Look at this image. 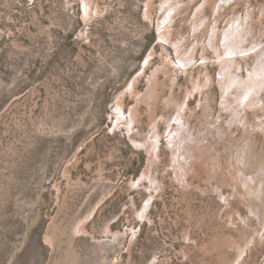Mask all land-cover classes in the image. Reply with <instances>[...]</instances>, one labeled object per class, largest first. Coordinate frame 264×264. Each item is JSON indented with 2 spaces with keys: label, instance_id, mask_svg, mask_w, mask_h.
Masks as SVG:
<instances>
[{
  "label": "rangeland",
  "instance_id": "rangeland-1",
  "mask_svg": "<svg viewBox=\"0 0 264 264\" xmlns=\"http://www.w3.org/2000/svg\"><path fill=\"white\" fill-rule=\"evenodd\" d=\"M165 1L0 0V264H264V0Z\"/></svg>",
  "mask_w": 264,
  "mask_h": 264
},
{
  "label": "bare ground",
  "instance_id": "bare-ground-1",
  "mask_svg": "<svg viewBox=\"0 0 264 264\" xmlns=\"http://www.w3.org/2000/svg\"><path fill=\"white\" fill-rule=\"evenodd\" d=\"M164 3H167V11H170V10H172L173 8H174V5H171L170 3H169V0H166ZM260 14V13H259ZM166 16L168 17L167 19H169L170 20V17L168 16V13H166ZM165 20V19H164ZM233 21V20H232ZM238 22V21H237ZM233 23V22H232ZM235 25H237V24H235ZM231 26V25H230ZM239 27V26H238ZM167 29V28H166ZM234 30H236V29H234ZM159 31V30H158ZM234 32V31H233ZM159 36L160 37H164V34L162 33V32H160V34H159ZM160 40V39H159ZM163 40V39H162ZM256 49V48H255ZM149 58H147V60H148ZM166 59H168V58H166ZM227 62V61H226ZM150 80V79H149ZM221 80H223V78L221 79ZM131 82V81H130ZM133 82V81H132ZM150 82V81H149ZM150 84V83H149ZM132 85H133V83H132ZM246 85H249V84H246ZM194 89V88H193ZM193 91V90H192ZM191 93V92H190ZM253 103V102H252ZM184 106V105H183ZM115 108H116V111H117V118H116V120H122L123 118H125V122H127V124H126V126H124L123 124V126L128 130V131H133V122H134V119H133V117H134V114H135V111L133 110V108L131 109V111L129 112V113H127V114H129V118H127V116L125 115V111H123V109H122V105H121V103H119V101L117 102V103H115ZM183 109V107H182V105H180L179 106V113H177L176 115H175V117H174V120H176V122L177 123H173V125H171L167 130H168V136H167V140L166 141H168V144H170L171 146H172V149H176L177 148V150L178 151H182V153L180 154L179 153V156L180 155H183V154H185V160H187L188 161V154H187V146H188V144H189V141L187 142V144H186V140L184 139L185 138V132L187 133V130H186V127H185V123H184V120H183V114H182V110ZM116 117V116H115ZM118 124V123H117ZM176 124V125H175ZM175 125V126H174ZM264 125V124H263ZM154 127V126H153ZM152 127V129H154ZM257 127V126H256ZM258 127H259V125H258ZM264 128V127H263ZM261 130H263L262 128H261ZM130 139H131V141L134 143V144H144L145 143V141H140V140H136V139H134L133 137H130ZM150 142H151V146H152V150L151 151H153L152 153L154 154V152H156V150H157V148H158V134H155L154 133V130H153V133L151 134V138H150ZM143 146V145H142ZM149 148V147H148ZM149 151H150V149H148ZM187 150V151H186ZM149 153V152H148ZM172 153H173V151H172ZM176 152H174V154H175ZM153 154H149L150 155V157H151V155H153ZM155 154H157V153H155ZM177 154H175V156H176ZM172 156H174V155H172ZM174 156V157H175ZM178 156V157H179ZM245 152L243 151V153H239V162H244V159H245ZM154 157H155V155H154ZM183 157V156H182ZM244 157V158H243ZM181 158V157H180ZM151 159V158H150ZM155 159V158H154ZM178 159V158H177ZM172 160V159H171ZM180 161H181V159H179ZM183 160V159H182ZM148 161H149V159H148ZM173 162H175V161H173ZM189 162V161H188ZM148 163V162H147ZM150 163H151V160H150V162H149V165H150ZM177 163H178V160H177ZM180 164V163H179ZM149 165H147V166H145V168L146 167H148ZM176 165H178V164H176ZM186 165V164H185ZM184 165V166H185ZM144 168V169H145ZM181 168V167H180ZM179 168V169H180ZM262 168V167H261ZM144 169H143V171H144ZM190 169V168H189ZM148 170H149V168H148ZM148 170H147V172H142L143 174L141 175V176H145V177H147L146 179H148L149 180V182H156V180L154 179V178H152V177H148L149 176V174H148ZM191 170V169H190ZM182 171H184L183 170V168H182ZM185 172V171H184ZM257 176V179H258V181H259V183H261L262 182V179L258 176V175H256ZM143 178V177H142ZM145 179V178H144ZM254 179H256V177L255 176H247L246 178H245V180H242V181H245V182H243L245 185L244 186H248V187H250V191H253L254 192V190H252L253 188H252V183H253V181H254ZM249 191V190H248ZM146 204H148V203H145V205ZM93 209V208H92ZM144 209H145V206L143 207V209H142V211L140 212V214H142L143 215V212H144ZM139 211V210H138ZM88 214L90 215L91 213H89L88 212ZM145 215H147V213H145ZM83 219V218H82ZM81 219V220H82ZM81 228V227H80ZM243 250H244V248H242ZM243 250H242V252H243ZM240 253V254H239ZM238 253V255H237V257L238 258H236L235 260H236V263L237 264H240L242 261H243V259H241L240 260V256H241V251ZM240 260V261H239Z\"/></svg>",
  "mask_w": 264,
  "mask_h": 264
}]
</instances>
